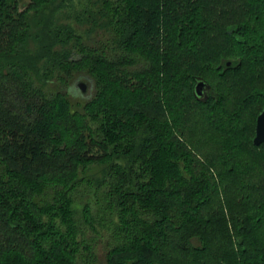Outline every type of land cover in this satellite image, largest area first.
I'll return each mask as SVG.
<instances>
[{"label": "trees", "instance_id": "trees-1", "mask_svg": "<svg viewBox=\"0 0 264 264\" xmlns=\"http://www.w3.org/2000/svg\"><path fill=\"white\" fill-rule=\"evenodd\" d=\"M81 1L0 0V264H98L100 221L106 264H264V0H85L105 51L58 22Z\"/></svg>", "mask_w": 264, "mask_h": 264}, {"label": "rangeland", "instance_id": "rangeland-1", "mask_svg": "<svg viewBox=\"0 0 264 264\" xmlns=\"http://www.w3.org/2000/svg\"><path fill=\"white\" fill-rule=\"evenodd\" d=\"M22 3L25 5V3H28L29 0H21ZM85 2V0H82L80 4L76 3V8H68L61 11L58 15V22L64 23L65 25H70L72 29H74L75 34L81 38L80 43L81 45H84L86 47H90L93 49L103 50L105 51L107 48H109L113 42V35L110 30H107L104 25L101 26V22H98L97 26H94L90 22H86V17L80 16L78 20H76L73 16V12L79 13L80 9H82V5ZM76 9V10H75ZM96 11V10H94ZM220 12H223V10H220ZM99 19V18H98ZM100 20V19H99ZM101 21V20H100ZM224 21V20H223ZM213 39V36H212ZM222 41L216 40L215 43L218 44V47H221L222 44L228 42L227 38L222 37ZM212 41V40H211ZM75 43V40L70 41V45H73ZM223 47V46H222ZM221 47V48H222ZM74 51V50H73ZM73 53V52H72ZM140 66V65H139ZM138 66V67H139ZM141 67V66H140ZM65 75V73H63ZM75 76L74 80L69 81L70 87L72 88L69 90V86L66 90L63 92L68 91L69 94L74 98L75 101L78 103H83L87 100H89L93 94V88L91 85V82L87 79L86 76H84L81 72H78L74 74ZM229 83L231 82L232 75L227 76ZM74 83V84H73ZM82 86V88L80 87ZM64 88V86L59 82L55 81L51 85H48L45 89L50 92L54 93L58 90H61ZM219 93V92H218ZM219 95V94H218ZM235 102V101H234ZM238 102H235V105ZM234 104H232L231 108H235ZM249 129V127H248ZM240 134L244 137V132H240ZM108 168V164L105 163H98L93 164L89 168L85 169L82 173V175L88 179L96 180L100 177H102L103 172L106 171ZM84 197H82V201L88 200L89 203L93 202V212L95 213L96 206L94 205L95 196L94 194H89L88 192H84ZM80 202V201H79ZM78 202V203H79ZM97 231L98 232H90L88 235L90 244L92 246V249L96 255L97 263L98 264H106V256L109 248L110 243V237L107 231L104 229L103 223L106 224L104 221L97 222Z\"/></svg>", "mask_w": 264, "mask_h": 264}, {"label": "water", "instance_id": "water-1", "mask_svg": "<svg viewBox=\"0 0 264 264\" xmlns=\"http://www.w3.org/2000/svg\"><path fill=\"white\" fill-rule=\"evenodd\" d=\"M227 66H231L228 63ZM82 88V86H80ZM211 91V86L203 80H198L194 86V94L198 99L206 100L208 93ZM253 144L259 146L264 144V110L258 115L256 120L255 137Z\"/></svg>", "mask_w": 264, "mask_h": 264}, {"label": "flooded vegetation", "instance_id": "flooded-vegetation-1", "mask_svg": "<svg viewBox=\"0 0 264 264\" xmlns=\"http://www.w3.org/2000/svg\"><path fill=\"white\" fill-rule=\"evenodd\" d=\"M257 120V119H256ZM255 128H256V124H255ZM254 137H255V134H254Z\"/></svg>", "mask_w": 264, "mask_h": 264}]
</instances>
